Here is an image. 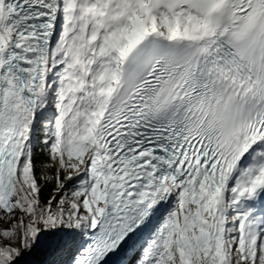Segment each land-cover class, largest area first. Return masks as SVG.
<instances>
[{"label":"snow or ice","instance_id":"obj_1","mask_svg":"<svg viewBox=\"0 0 264 264\" xmlns=\"http://www.w3.org/2000/svg\"><path fill=\"white\" fill-rule=\"evenodd\" d=\"M0 264H264V0H0Z\"/></svg>","mask_w":264,"mask_h":264}]
</instances>
